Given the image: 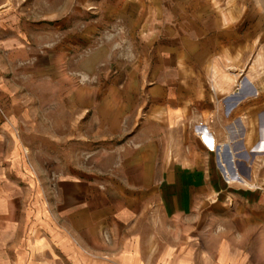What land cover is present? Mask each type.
I'll return each mask as SVG.
<instances>
[{
	"label": "rangeland",
	"instance_id": "374dc122",
	"mask_svg": "<svg viewBox=\"0 0 264 264\" xmlns=\"http://www.w3.org/2000/svg\"><path fill=\"white\" fill-rule=\"evenodd\" d=\"M2 5L0 211L2 195L19 198L11 222L27 244L56 230L54 264L145 252L151 224L156 251L183 242L162 236L152 176L162 140L165 153L183 137L164 128L169 98L191 105L190 140L214 134L227 164L241 133L256 132L264 150V0Z\"/></svg>",
	"mask_w": 264,
	"mask_h": 264
},
{
	"label": "crops",
	"instance_id": "0c3cea01",
	"mask_svg": "<svg viewBox=\"0 0 264 264\" xmlns=\"http://www.w3.org/2000/svg\"><path fill=\"white\" fill-rule=\"evenodd\" d=\"M6 2L0 0V10ZM168 101L160 110L164 128L173 136L183 129V137L177 136V141L175 137L165 153L162 140L159 169L152 176L161 206L162 236L165 238L171 230L178 232L183 242L156 251L151 224L146 251L132 246L130 250L115 252L114 264H129L124 262L126 259L132 260L130 264H264V150L259 147L256 132L236 135L237 149L230 155L234 162L228 164L232 177L228 176L221 165L215 164L213 151L206 148L208 144L195 137L194 142L190 140L194 117L191 105L179 104L175 97ZM195 142L198 147H193ZM223 143L231 147L227 141ZM146 177L150 178L149 174ZM144 187L150 188L151 183ZM2 196L5 206L0 211V264L58 262L56 230L50 226L49 233L39 235V243L33 236L32 243L27 244L24 233L16 235L15 222H11L16 212L9 207L13 208L19 198ZM221 208L228 212L220 214ZM225 221L231 223L227 225ZM43 254L50 255V260L45 262Z\"/></svg>",
	"mask_w": 264,
	"mask_h": 264
},
{
	"label": "bare ground",
	"instance_id": "6f19581e",
	"mask_svg": "<svg viewBox=\"0 0 264 264\" xmlns=\"http://www.w3.org/2000/svg\"><path fill=\"white\" fill-rule=\"evenodd\" d=\"M202 141L208 144L209 147L214 148L218 152L222 167L225 169L226 174L232 177V174L230 173L228 169V164L226 163V160L224 159L225 145L224 144L221 145L220 143L218 144L215 135L209 134V133H205L204 135H202ZM227 143H230V142H227Z\"/></svg>",
	"mask_w": 264,
	"mask_h": 264
}]
</instances>
